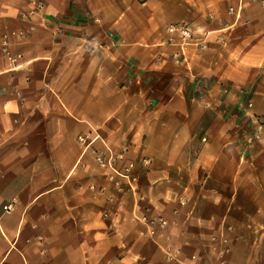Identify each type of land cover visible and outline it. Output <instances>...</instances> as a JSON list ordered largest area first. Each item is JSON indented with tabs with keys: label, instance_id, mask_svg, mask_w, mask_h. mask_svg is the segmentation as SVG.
I'll return each mask as SVG.
<instances>
[{
	"label": "crops",
	"instance_id": "crops-1",
	"mask_svg": "<svg viewBox=\"0 0 264 264\" xmlns=\"http://www.w3.org/2000/svg\"><path fill=\"white\" fill-rule=\"evenodd\" d=\"M43 1L24 18L30 0H0V264H179L131 194L91 158L77 165L92 129L129 147L138 212L178 221L157 240L184 263L215 259L205 244L225 220L230 264H264V153L242 152L244 103L264 94V0ZM181 21L211 33L175 64L162 42Z\"/></svg>",
	"mask_w": 264,
	"mask_h": 264
},
{
	"label": "built area",
	"instance_id": "built-area-1",
	"mask_svg": "<svg viewBox=\"0 0 264 264\" xmlns=\"http://www.w3.org/2000/svg\"><path fill=\"white\" fill-rule=\"evenodd\" d=\"M33 7L23 15L24 18H31L43 11L45 4L43 0H30ZM264 4V2H263ZM34 26H31V30ZM211 31L202 30L197 25L187 22H174L167 25L165 30V37L162 46L170 47L171 57L175 64L187 62L188 51L190 48L196 50H204L209 46V35ZM20 37H24L25 33L20 32ZM2 53L13 63L21 59L22 54H15L10 49L9 36H4L1 46ZM18 67L19 65H15ZM252 106V103L249 104ZM262 126L259 125L255 129L254 136L258 137ZM81 145L82 151L80 160L77 165L82 167L86 166V158H91L95 165L107 172V179L111 187L119 194H131L134 199L133 217L140 221L145 227V233L150 241L157 244L165 253L168 262H176L183 264L184 261L180 257V250L173 246H163L157 240L160 232L165 231L170 225H176V219L170 220L164 215H149L140 214L138 212L140 201L145 200V196L141 194L139 188V176L137 174L138 161L133 159L130 155L128 146L117 148L112 145L97 129H92L88 134H81L77 138ZM143 165H149V159L144 158L141 160ZM95 190V186H91ZM101 190H104L102 188ZM109 202L114 203L115 198L109 196ZM188 198L185 195H178L176 202L178 207L173 209L175 215L180 214L181 208L187 206ZM107 215V214H106ZM232 226L227 225L226 221L222 222V230L219 235H214L205 244L206 248L214 251L215 259L210 264H229L227 256L231 251L230 239L226 231L232 230ZM194 262L198 259L196 254L192 255ZM187 264V263H184ZM197 264V263H190Z\"/></svg>",
	"mask_w": 264,
	"mask_h": 264
},
{
	"label": "rangeland",
	"instance_id": "rangeland-1",
	"mask_svg": "<svg viewBox=\"0 0 264 264\" xmlns=\"http://www.w3.org/2000/svg\"><path fill=\"white\" fill-rule=\"evenodd\" d=\"M251 99H254L253 105L249 106ZM244 104L246 108L249 109L251 117L249 120L248 127L246 128L247 139L244 142L245 144H244V149L242 150V152H244L245 154V153H248L250 150H253V152H263L264 153V94L256 95L254 98L250 97L249 100L246 101ZM259 125H261L262 128L260 130L259 136L255 137L254 132H255V129H257ZM98 131L100 132V130ZM227 260H228V263L230 264V260L228 259V256H227Z\"/></svg>",
	"mask_w": 264,
	"mask_h": 264
}]
</instances>
